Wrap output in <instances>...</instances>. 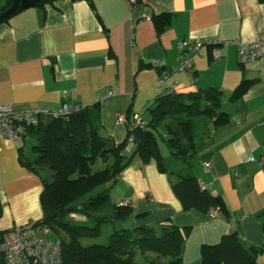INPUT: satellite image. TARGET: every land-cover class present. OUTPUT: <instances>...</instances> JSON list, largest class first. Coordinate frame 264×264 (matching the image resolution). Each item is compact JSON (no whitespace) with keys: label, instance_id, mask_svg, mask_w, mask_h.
<instances>
[{"label":"crops","instance_id":"0c3cea01","mask_svg":"<svg viewBox=\"0 0 264 264\" xmlns=\"http://www.w3.org/2000/svg\"><path fill=\"white\" fill-rule=\"evenodd\" d=\"M161 13H171V23L158 34L151 15ZM263 38L264 0H56L0 22V104L55 109L64 101L99 102L104 132L121 143L128 131L118 115L131 110L147 118V107L167 91L222 89L230 121L198 137L192 172L204 189L222 196L228 214L184 209L168 174L139 157L111 190L114 202H130L136 226L190 225L184 263L202 264V245L225 234L264 244V166L250 161L264 156V57L239 60L242 44ZM184 41L218 45L219 56L208 48L180 69L191 55L178 49ZM143 62L174 71L162 84L157 68L139 72ZM243 78L254 85L243 99L229 101ZM20 146L0 137V230L43 216L42 182L20 161Z\"/></svg>","mask_w":264,"mask_h":264},{"label":"trees","instance_id":"16d2710c","mask_svg":"<svg viewBox=\"0 0 264 264\" xmlns=\"http://www.w3.org/2000/svg\"><path fill=\"white\" fill-rule=\"evenodd\" d=\"M55 1L42 0L39 5ZM12 3L6 0L0 4V12ZM151 18L158 34L171 23V13ZM204 45L210 52L218 46ZM147 67L157 68L162 78L174 71L166 72V67L143 62L139 72ZM254 83L243 78L229 101L243 99ZM225 95L222 89L213 87L162 93L147 107V118L140 116L143 125L131 124L134 114L131 110L126 113L128 132L121 143L104 132L99 102L82 106L68 119H53L30 128L28 136L34 143L28 151L25 142L20 146V161L42 182L43 216L35 223L47 238L61 240L64 264H185L184 250L192 227L170 220L123 226L134 211L129 201L114 202L111 190L134 157H139L145 164L155 162L160 172L168 174L184 209L228 214L222 196L204 189L192 172L198 137L230 121ZM161 141L169 150L167 157L161 151ZM129 142L135 147L131 155L124 152ZM2 214L0 202V218ZM73 215H80L84 221L71 220ZM145 215L143 212L135 217ZM105 224L113 225L107 241L92 242L102 235ZM10 229L0 230V241ZM261 254L264 244L247 243L236 233L201 247L202 264H259Z\"/></svg>","mask_w":264,"mask_h":264},{"label":"built area","instance_id":"2783aa9c","mask_svg":"<svg viewBox=\"0 0 264 264\" xmlns=\"http://www.w3.org/2000/svg\"><path fill=\"white\" fill-rule=\"evenodd\" d=\"M129 1L136 3L138 0ZM145 18H149V15H145ZM178 49L187 54L191 53L180 66V69H185L192 67L196 55L206 52L207 45L184 41L178 44ZM214 56H219L218 49L214 50ZM263 57L264 38L244 43L240 47L239 60L243 63ZM161 79L160 83L163 84L165 78ZM108 94L110 95L112 92ZM81 108L82 105L69 101L62 102L55 109L46 107L17 108L10 103H2L0 104V137L23 145L30 128L41 126L53 119H68ZM118 122L127 123L126 114L118 115ZM131 124L143 125V121L138 114H134ZM250 161H256L260 166H264V156L259 159L251 157ZM211 215L217 216L218 210H213ZM0 264H64L62 242L43 235L35 221L14 226L4 234L0 241Z\"/></svg>","mask_w":264,"mask_h":264},{"label":"rangeland","instance_id":"374dc122","mask_svg":"<svg viewBox=\"0 0 264 264\" xmlns=\"http://www.w3.org/2000/svg\"><path fill=\"white\" fill-rule=\"evenodd\" d=\"M226 100H227V96H225L224 103H226ZM25 143H26V146H25L26 151L30 150L31 147H32V144L34 143V139H33V137L28 136V137L25 139ZM160 147H161V151H162L163 155H164L165 157H167V156L169 155V150H168L166 144H165L163 141L160 142ZM134 149H135L134 144H133L132 142H129V143L126 145V147H125V149H124V152H125V154H127V155H131V154L134 152ZM137 158H138V157H137ZM111 199H112V198H111ZM71 220L84 221V219H83L80 215H76V216L73 215V216H71ZM121 225H123V226L125 225V226H128V227H133V226H135V225L133 224V222H132L131 219L126 220V222H125V223H122ZM112 226H113V225L105 224V225L103 226L102 235H101L100 237H98V238L92 239V242H106V241H107V238H108V236H109V234H110L111 231H112Z\"/></svg>","mask_w":264,"mask_h":264},{"label":"water","instance_id":"95a60500","mask_svg":"<svg viewBox=\"0 0 264 264\" xmlns=\"http://www.w3.org/2000/svg\"><path fill=\"white\" fill-rule=\"evenodd\" d=\"M41 1L42 0H13V3L8 8L0 12V22L9 18L17 11L39 5Z\"/></svg>","mask_w":264,"mask_h":264}]
</instances>
